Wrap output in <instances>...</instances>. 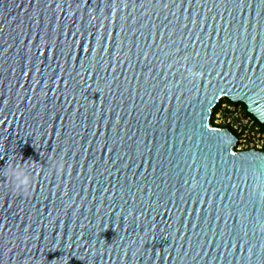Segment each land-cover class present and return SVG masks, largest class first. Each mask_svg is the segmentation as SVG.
Instances as JSON below:
<instances>
[{"label": "water", "instance_id": "95a60500", "mask_svg": "<svg viewBox=\"0 0 264 264\" xmlns=\"http://www.w3.org/2000/svg\"><path fill=\"white\" fill-rule=\"evenodd\" d=\"M225 97L264 124V0H0V264H264Z\"/></svg>", "mask_w": 264, "mask_h": 264}, {"label": "built area", "instance_id": "2783aa9c", "mask_svg": "<svg viewBox=\"0 0 264 264\" xmlns=\"http://www.w3.org/2000/svg\"><path fill=\"white\" fill-rule=\"evenodd\" d=\"M211 124L221 129H229L236 136L234 150L244 152L256 150L264 152V127L254 115L233 101L222 98L213 110Z\"/></svg>", "mask_w": 264, "mask_h": 264}, {"label": "clouds", "instance_id": "9594fccd", "mask_svg": "<svg viewBox=\"0 0 264 264\" xmlns=\"http://www.w3.org/2000/svg\"><path fill=\"white\" fill-rule=\"evenodd\" d=\"M56 167L62 168L63 163H58ZM6 174L11 178L16 191L26 193L29 190L33 177L28 166L24 164H11L8 166Z\"/></svg>", "mask_w": 264, "mask_h": 264}, {"label": "trees", "instance_id": "16d2710c", "mask_svg": "<svg viewBox=\"0 0 264 264\" xmlns=\"http://www.w3.org/2000/svg\"><path fill=\"white\" fill-rule=\"evenodd\" d=\"M226 100H228V101H232V100L229 99V98H226ZM240 104L244 107V109H245L246 111H248L247 105H246L245 103H241V102H240ZM262 125H263V127H264V124H262Z\"/></svg>", "mask_w": 264, "mask_h": 264}]
</instances>
